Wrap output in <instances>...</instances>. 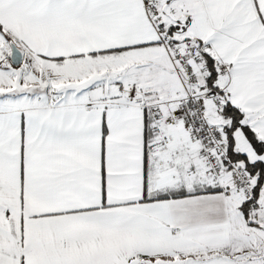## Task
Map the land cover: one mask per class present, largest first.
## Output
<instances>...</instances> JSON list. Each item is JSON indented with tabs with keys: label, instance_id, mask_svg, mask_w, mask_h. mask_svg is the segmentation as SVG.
I'll list each match as a JSON object with an SVG mask.
<instances>
[{
	"label": "snow or ice",
	"instance_id": "snow-or-ice-1",
	"mask_svg": "<svg viewBox=\"0 0 264 264\" xmlns=\"http://www.w3.org/2000/svg\"><path fill=\"white\" fill-rule=\"evenodd\" d=\"M0 264H264V0H0Z\"/></svg>",
	"mask_w": 264,
	"mask_h": 264
}]
</instances>
